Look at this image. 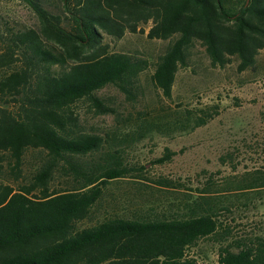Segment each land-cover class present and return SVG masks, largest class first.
<instances>
[{
  "label": "trees",
  "instance_id": "1",
  "mask_svg": "<svg viewBox=\"0 0 264 264\" xmlns=\"http://www.w3.org/2000/svg\"><path fill=\"white\" fill-rule=\"evenodd\" d=\"M22 1L38 26L12 34L0 51V163L9 167L4 171L0 165V264H200L188 254L197 242H226L230 233L219 231L217 211L226 207L213 201L211 179L195 204L186 201L189 213L181 217L100 218L94 210L103 187L134 171L110 145L143 139L155 130L167 135L162 128L169 125L150 122L121 138L119 130L102 137L83 130L75 108L88 101L95 114L114 115L97 96L110 85L127 100L135 99L146 60L114 51L105 41L127 31L146 32L148 39L174 37L151 74L166 98L195 41L204 45L213 65L223 67L234 56L239 71L252 68L264 48V0H58L59 12L50 11L45 0ZM210 118L202 111L179 126L193 130ZM104 144L110 153L104 151L84 170L77 158L100 153ZM36 150L45 156L30 161L25 174L26 153ZM170 155L154 162L163 164ZM59 171L71 181L53 189ZM245 176L251 178L241 191L264 190V171ZM217 261L264 264V237L227 241Z\"/></svg>",
  "mask_w": 264,
  "mask_h": 264
},
{
  "label": "rangeland",
  "instance_id": "2",
  "mask_svg": "<svg viewBox=\"0 0 264 264\" xmlns=\"http://www.w3.org/2000/svg\"><path fill=\"white\" fill-rule=\"evenodd\" d=\"M45 5L53 12L61 10L58 0H45ZM37 26V16L24 1L0 0V51L12 34ZM173 39H148L146 32L129 31L119 39L105 36L112 50L142 58L147 66L138 77L134 100H127L111 85L97 92L104 105L115 110L114 115L95 114L88 101L77 103L75 109L80 112L83 130L102 137L119 130L121 138L153 122L169 125L162 128L169 133L155 130L143 139L110 145L120 151L122 164L134 171L103 187V199L94 210L100 218L181 217L189 213L186 201L195 204L199 191L211 179L210 193L216 198L213 201L226 207L217 211V220L222 224L221 233L227 228L230 231L227 241L264 237V190H240L251 178L245 176L247 173L264 171V48L259 50L252 68L239 71L236 57L231 56L223 67L213 65L204 45L195 41L189 48L187 65L176 73L171 97L166 98L153 85L151 74ZM19 64L17 60L12 67ZM202 111L211 117L204 126L181 131L180 121L188 115L193 119L202 116ZM104 149L77 158L78 162L88 170L110 149L109 145L104 144ZM169 153L163 164L154 162ZM43 156L45 152L41 150L28 151L24 173H28L30 161ZM6 163H0L4 171L9 168ZM70 181V176L59 171L54 174L51 188L64 189ZM227 241L202 239L188 254L200 264H218L219 248Z\"/></svg>",
  "mask_w": 264,
  "mask_h": 264
}]
</instances>
